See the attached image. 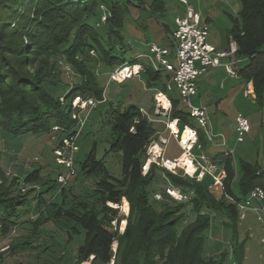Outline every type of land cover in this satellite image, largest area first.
<instances>
[{
    "label": "trees",
    "instance_id": "1",
    "mask_svg": "<svg viewBox=\"0 0 264 264\" xmlns=\"http://www.w3.org/2000/svg\"><path fill=\"white\" fill-rule=\"evenodd\" d=\"M240 1L241 22L234 23L229 29L228 42L233 40L237 43L234 58L246 60V64L237 69L238 77L252 82L255 102L261 104L264 94V0ZM131 2L0 0V114L4 116L10 113L11 119L6 124L3 122L7 132L17 136L40 134L56 126L58 129L54 130L59 134L57 145L62 138L75 133L78 118L73 117L74 113L70 109L72 100L76 97L104 100L97 76L91 70H86L84 65H78L77 70L82 78L71 87L67 84L64 98L69 100V104L63 105L48 90L43 80L34 79L23 71L24 60L34 50H44V53L53 50L61 53L73 65L76 64L74 57L86 51L89 57L95 59L90 53L93 49L96 53L94 56L102 60L107 68L111 66L113 69L124 62L136 63L139 53L125 40L124 20L131 5L144 7L140 4L145 2ZM100 4H104L109 11L104 23L107 25V36L115 37L116 42L108 40L107 44H103L96 25L91 23V17L97 16ZM150 6L153 13L164 12L162 0H155ZM163 26L166 34L172 29L167 24ZM71 30L72 36L69 34ZM127 52L131 54L129 59L125 58ZM145 71L153 81L160 78L158 72L149 68ZM172 104L171 118H178L181 128L184 125L195 126L186 105L180 107V101L176 98H172ZM110 112L108 123L113 136L108 152H121L122 174L112 175L104 163V157L97 159L93 149L81 163L80 170L88 177H99L94 190L97 201L93 204L78 201L69 208H64L63 201L52 204L51 217L71 223L69 237L84 233V241L76 255L78 263L91 258L92 264L97 260L103 264H116L119 256L121 264H227V250L217 255H206L204 252V232L210 228L212 217L203 214V208L221 211L233 223L236 233L231 252L241 262L245 241H237L236 223L239 218L236 202L256 186L264 189V168L259 170L257 164L241 160L240 178L235 190L232 183L237 172L229 168V165H233V159L230 155L223 159L222 152L216 159L225 167L223 197L227 200L223 197L217 199L208 187L203 186L201 181L207 174L193 182L188 175L180 177L170 171L165 175L171 183L169 185L180 188L189 199L177 201L165 189L161 192L163 199L151 198L156 172L150 166L144 173L143 160L156 129L147 113L137 105H130L125 110L117 105ZM197 129L199 145L203 147L207 141L206 134L203 128ZM40 170H32L25 180L40 181ZM65 189L61 188L63 198ZM185 189H190V192ZM4 191L0 190V225L6 233L18 215V207L26 204L27 197L7 196ZM227 196L233 198L234 202ZM39 198L41 204L45 202L43 192L39 193ZM123 198L129 202L130 213L124 230L120 232L119 207L115 205H119ZM188 212H193L195 219L181 227ZM116 241L119 248L115 254L113 244Z\"/></svg>",
    "mask_w": 264,
    "mask_h": 264
},
{
    "label": "rangeland",
    "instance_id": "2",
    "mask_svg": "<svg viewBox=\"0 0 264 264\" xmlns=\"http://www.w3.org/2000/svg\"><path fill=\"white\" fill-rule=\"evenodd\" d=\"M119 1L127 4L129 0ZM131 1V3L136 2V0ZM143 1L145 3L140 5L144 7L131 5L124 20L123 34L125 40L134 48L136 53L143 52L147 43L167 44L168 33L166 34L163 24L173 28L174 17L176 15L182 16L185 12V6L178 0H162L164 3L162 14L152 12L150 5L155 0ZM188 2L200 14L201 20L207 23L209 42L218 50L227 49L229 29L234 23L241 22V1L188 0ZM108 15L107 7L100 4L97 16L91 17V23L96 25L103 44H107L108 40L116 42L115 37L107 36V25H104V17L106 18ZM69 34L72 36L73 30ZM27 56V59L24 60L26 64L22 62L24 63L23 71L34 79L43 80L48 90L58 98L61 104H69V100L64 98V90L67 84L71 87L72 84L79 82L82 78L77 70L78 65H84L86 70H91L97 76L104 93L101 98L103 99L105 96L106 99L104 102H99L94 107H86L84 110L79 106L75 107L73 100L71 102L72 114L75 113L77 118L85 120V125L77 140L79 151L76 154L77 159L74 165L76 178L73 179L74 176H72L69 184L65 186L64 198L61 187L56 182L58 174L66 172L63 167L58 166L55 162L54 149L59 140V134L51 129L40 134L13 135L3 127V122L6 124V121L11 119L10 113L4 116L0 114V190H5L7 196L23 195L27 197L26 204L18 207V215L13 219L14 223L9 227L8 232L4 233L0 225V264H92L91 258L80 263L76 260L78 248L84 241V233L73 234L72 237H69L68 231H70L71 223L64 219L51 217L52 204L63 201L65 203L64 208H69L78 201H86L90 204L97 201L94 190L99 177H88L82 174L80 170L81 163L93 149L97 159L104 157V163L112 175L120 176L122 174L121 152H108L113 136L108 119L111 108H115L117 105L121 110H125L130 105L142 107L152 120V125L156 130L163 132L164 138L160 137L157 131L154 134V138L147 148V158L145 157L143 160L144 165L149 162L148 159H151L152 152L150 150L154 144L162 147V142L168 140L163 156L165 158L179 155L182 152L176 140L170 137L171 135L168 136L166 129L167 124L171 121V112L168 114L165 111H157L153 100L154 93L161 87L164 74L153 81L149 73L142 70L133 78L126 79L123 83H116L109 81L111 66L107 68L101 62L102 60L97 59L94 55L95 59H92L87 51L77 54L74 57L76 64L73 65L61 53L53 50L44 53V50L38 49L27 54ZM129 57L131 54L127 52L125 58L129 59ZM227 60L223 58L222 63ZM245 64L246 60L239 61L235 65V69L237 70ZM221 82L224 83L223 87L220 85ZM247 85L248 82L245 79L229 77L223 66L214 67L199 78L197 93L191 97V101L195 105H203L207 108L211 118V125L207 126L208 130L212 134L216 130L221 132V136H214V140L216 142L225 141L224 144H227L211 149V141L206 135L205 146H200L198 141L195 145L197 146L195 147L196 151L193 148L192 154L209 170L212 168H209L211 164L208 163V157H214L221 151L224 152L222 154L223 159L229 158L228 155H230L236 161V164L229 165L230 169H235L237 172L232 183L235 189L240 178L241 160L254 165L257 164L259 170L264 168V94L261 104L255 102V94L248 91ZM172 95L175 98H180L177 90H174ZM1 97L0 91V103ZM185 105L186 103L180 98L179 106L184 107ZM239 113L248 118L251 128L241 142L237 140L235 122V117ZM177 139L179 140V138ZM202 152L206 154L202 155ZM201 156L207 157L208 161L202 159ZM150 166L156 172L151 186L153 191L151 198H153L155 193H161L171 183L165 178L169 170L154 161L149 164L148 169ZM36 168H41L40 181H26L25 178L28 173ZM171 173L180 177L185 176L181 168ZM189 178L193 182L199 181L196 176H189ZM201 182L203 186L208 187L207 180L204 179ZM212 185L211 190L209 189L211 193H214L219 199L222 198L220 191L215 189L217 184L213 183ZM185 190L190 192V189ZM40 192H43L45 201L42 204L39 198ZM223 199L227 200L224 197ZM125 200L128 203V210H125ZM115 207H119L118 216L121 221L118 228L122 232L130 213V205L128 200L123 198L121 203ZM202 212L212 217L210 228L204 232L206 240L204 252L206 255H217L221 251L227 250L229 253L227 264H264V208L259 202L252 201L245 209V217L239 218L236 223L237 241L245 240L244 257L241 262L231 252L236 232L230 219L221 211L203 208ZM188 213V217L181 223V227L195 219L193 212ZM113 224L116 227L115 222ZM118 248L119 244L116 241L113 244L115 254ZM93 264L103 263L97 260ZM116 264H121L119 256Z\"/></svg>",
    "mask_w": 264,
    "mask_h": 264
},
{
    "label": "built area",
    "instance_id": "3",
    "mask_svg": "<svg viewBox=\"0 0 264 264\" xmlns=\"http://www.w3.org/2000/svg\"><path fill=\"white\" fill-rule=\"evenodd\" d=\"M178 1L185 6V12L182 16L176 15L174 17V27L167 34L168 43L163 45L147 43L146 49L138 54L136 63L124 62L115 66L109 73V81L123 83L126 79L133 78V76L138 75L140 71L146 70L147 68L160 73V75L164 74L161 87L157 89L153 96L156 110L165 111L169 114L172 110V98H175L172 92L177 90L180 98L186 103L190 117L195 121V126L184 125L181 128L178 118H170L171 121L167 124V129H169L170 134L179 138L178 142L182 153L175 159L165 158L163 157L164 149L158 144L152 145L150 150L152 152L151 159H148L149 162L144 165V173L147 171L149 164L154 161L171 172L181 168L184 175H189L190 177L196 176L198 179H202L206 174H211L212 172L197 160L192 154V149L198 143V127L203 128L205 134L209 139L211 138V131L208 130L210 118L207 108L205 106L195 105L191 101V97L197 93L199 78L205 75L210 68L223 66L229 77L237 78L238 73L235 65L240 60L234 58L238 49L235 41L230 40L227 49L218 50L209 42L208 25L205 21L201 20L200 14L194 10L188 0ZM90 53L95 55V50L92 49ZM223 58L228 60L222 63ZM248 91L250 92V90ZM180 98L176 99L180 101ZM105 99L106 97L104 96ZM102 101L94 98L82 99L81 97H76L73 99V105L75 107L79 106L84 110L86 107H94ZM73 117H77L75 113ZM173 122L178 127L177 132L172 127ZM235 122L237 140L241 142L244 140L245 134L250 131V124L248 118L241 113L236 116ZM84 124L85 120H81L78 117V127L75 133L62 138L60 144L56 145L54 149L56 164L66 170L65 173L58 174L56 178V182L61 188L67 186L70 178L75 176L74 165L77 158L76 154L79 151L77 140ZM187 128L190 134L184 143L183 133ZM54 129L57 130L58 127L55 126ZM166 142L163 141L162 143ZM183 155L194 164L193 173L187 170V159L186 161L181 160ZM202 159L207 160L204 156H202ZM225 177V171L213 175V183L223 186ZM165 192L177 201H186L189 199V196L180 188L172 185H168L165 188ZM154 197L157 200L163 199L161 193H155ZM227 198L234 202L233 198L229 196ZM263 200L264 189L256 186L247 196L242 197L236 202L238 218L243 219L245 217V209L248 208L252 201L261 202Z\"/></svg>",
    "mask_w": 264,
    "mask_h": 264
},
{
    "label": "crops",
    "instance_id": "4",
    "mask_svg": "<svg viewBox=\"0 0 264 264\" xmlns=\"http://www.w3.org/2000/svg\"><path fill=\"white\" fill-rule=\"evenodd\" d=\"M201 83V82H200ZM220 85L223 87L224 86V83L223 82H221L220 83ZM248 90H250V92H253V84H252V82H249L248 83ZM201 106V105H200ZM203 106V105H202ZM143 111H145L144 109H143ZM146 112V111H145ZM209 114V113H208ZM240 114V113H239ZM242 114V113H241ZM237 116V115H236ZM209 118H210V115H209ZM150 119V118H149ZM235 119H236V117H235ZM234 119V120H235ZM151 120V119H150ZM152 121V120H151ZM210 125H211V118H210ZM155 128V127H154ZM165 128H166V126H165ZM156 129V128H155ZM167 129V128H166ZM157 131V130H156ZM167 131H168V136H170V137H173L175 140H176V142L179 144V142H178V139L175 137V136H173L172 134H170V132H169V129H167ZM162 131H157V134L160 136V137H162V138H164L163 137V135H162ZM211 135H212V137L209 139L210 141H211V149H216V148H218L220 145H222L223 146V144H224V142H222V141H215L214 140V136L215 137H219V136H221V132L219 131V130H216V131H214V133L212 134V132H211ZM169 138V137H168ZM167 143H168V140H167V142L166 143H162V147H163V149H164V152H163V156H164V154H165V146L167 145ZM225 146L227 145V144H224ZM179 147H180V145H179ZM195 147H197V146H194V150L196 151V148ZM181 148V147H180ZM182 150V149H181ZM226 151V150H225ZM222 152V151H221ZM220 152V153H221ZM231 152V151H230ZM220 153H217L214 157H206L208 160V163L209 164H211L210 166H209V168H212V173L211 174H207V176L204 178L205 180H207L208 182V189H210L211 190V187H213V175H217L218 174V172L219 173H221L222 171H225V167H224V164L223 163H221L220 162V160L219 159H216V157H217V155L218 154H220ZM181 154V153H180ZM180 154L179 155H173V157H166V158H172V159H175V158H178L179 156H180ZM206 153H203L202 152V155H205ZM207 156V155H206ZM202 157V156H201ZM234 163L236 164V161L233 159V165H234ZM221 164H222V166H221ZM203 179V180H204ZM199 180H201V179H199ZM234 186V185H233ZM234 188V187H233ZM215 189H218V190H216V191H220V197H223V194H224V190H223V186H221V185H215ZM235 189V188H234ZM236 190V189H235ZM213 195H214V193H213ZM215 196V195H214ZM216 197V196H215ZM217 199H219L218 197H216ZM257 202H259L262 206H263V208H264V200L263 201H257ZM245 241V240H244Z\"/></svg>",
    "mask_w": 264,
    "mask_h": 264
},
{
    "label": "bare ground",
    "instance_id": "5",
    "mask_svg": "<svg viewBox=\"0 0 264 264\" xmlns=\"http://www.w3.org/2000/svg\"><path fill=\"white\" fill-rule=\"evenodd\" d=\"M166 105H167V103H166ZM172 127H173V129H174V131L175 132H177L178 131V127L176 126V124L173 122L172 123ZM189 129L187 128L186 130H185V132L183 133V142L185 143V141L187 140V138L189 137ZM186 156H184L183 155V157H182V161H186ZM187 165H188V167H187V170H188V172H194V164H192L191 163V161L190 160H188L187 159ZM125 210H128V203H127V201L125 200Z\"/></svg>",
    "mask_w": 264,
    "mask_h": 264
}]
</instances>
